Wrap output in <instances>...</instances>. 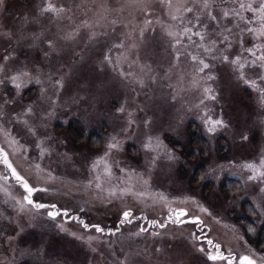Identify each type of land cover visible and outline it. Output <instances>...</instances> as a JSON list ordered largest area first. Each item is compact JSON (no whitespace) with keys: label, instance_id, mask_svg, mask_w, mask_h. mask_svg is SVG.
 Masks as SVG:
<instances>
[{"label":"rangeland","instance_id":"rangeland-1","mask_svg":"<svg viewBox=\"0 0 264 264\" xmlns=\"http://www.w3.org/2000/svg\"><path fill=\"white\" fill-rule=\"evenodd\" d=\"M104 2L52 0L70 9L59 17L41 14L46 0H4L0 6V128L11 133L0 132V147L37 189L34 203L48 205L20 212L16 201L27 192L0 160V264H239L243 256L264 264V182L249 180L252 173L241 167L264 156L259 94L237 80L229 64L191 41L180 37L176 44L165 28L180 31L183 25L170 19L159 0L147 5L153 24L143 37L144 13L120 11L122 0H107V20L97 24ZM191 18L185 14V23ZM85 20L92 27H84ZM236 51L234 44L226 54L231 58ZM188 52L212 66L197 76ZM20 70L41 83L33 81L17 94L6 77ZM245 71L254 78L260 70ZM206 74L215 79H200ZM194 77L199 86H193ZM57 80L62 88L53 87ZM203 87H211L216 99H205ZM121 106L124 113L117 111ZM209 117L228 127L210 133ZM113 136L122 142L119 150L108 148ZM149 137L163 147L146 149ZM102 157L111 177L103 164L92 167ZM128 188L143 195L122 191ZM181 210L187 215L177 217ZM49 212L60 214L52 219ZM124 212L132 213L130 223L122 222ZM141 229L147 230L135 235ZM89 236L95 238L91 245L85 242ZM209 239L220 249L208 245ZM217 251L229 259H208Z\"/></svg>","mask_w":264,"mask_h":264},{"label":"snow or ice","instance_id":"snow-or-ice-1","mask_svg":"<svg viewBox=\"0 0 264 264\" xmlns=\"http://www.w3.org/2000/svg\"><path fill=\"white\" fill-rule=\"evenodd\" d=\"M151 2V0H122L120 11H129V15L134 14L135 12H143L145 15V19L143 21L144 27L140 29L139 35L143 37L144 31L149 28L153 24L152 19H148L147 17L151 16V11L147 7V5ZM162 7H164L169 15L170 19L173 21H179L181 25H183L180 31H173L172 26H168L165 28L166 34L170 37L175 38V43H182L180 37H184L188 41H191L193 45L202 49L204 54H207L211 57V59H218L221 63H227L231 66L232 71L236 74V79L243 82L244 85L256 91L260 97L261 106H264V0H159ZM4 0H0V6H2ZM221 4L231 5L229 7H221ZM101 11L98 12L99 19L96 21L97 24L101 20H107V14L110 9L107 7V0H105L104 4L100 6ZM66 11H70V9H65L63 7H58L57 5L52 3V0H46L45 6L40 9L41 14L43 13H52L54 16L59 17L62 13ZM185 14H192L191 19L187 20L185 23ZM222 21L224 23L223 26L221 24ZM156 23H160L159 20L155 21ZM209 22L212 25V29H209ZM111 24H116V20H111ZM229 24L232 26L230 27ZM84 27H92L88 23L87 20L83 21ZM235 30V31H234ZM154 31V29H153ZM247 34L249 37V43L245 46L244 43V35ZM96 34L93 33V36ZM197 37L198 40L194 41L192 38ZM235 37V39H233ZM71 38V34H70ZM237 46V51L234 53L231 58L229 57L227 52H230L233 48V45ZM124 45L117 44L114 45L116 48H122ZM223 46V47H221ZM49 47H52L51 41H49ZM217 52L219 53L217 55ZM180 53L176 54V59L179 60ZM187 55L191 59V61L196 65V73L197 76L201 73H205L206 69H209L212 65H210L200 54H193L192 52H188ZM5 60L9 59V57H5ZM105 59L111 63V57L106 55ZM119 63V60L117 61ZM259 69L260 71L254 78H249L246 74V69ZM4 72V66L0 64V74ZM124 75L123 72L120 73ZM9 83L16 89L17 94L23 90L29 83L35 82L36 84H40L41 81L38 77H32L31 73L27 70H20L11 76L6 77ZM202 80H214L215 76L211 74H206L201 77ZM4 80L0 79V84H3ZM141 85H143V81H139ZM193 86H199L200 80L193 78L192 81ZM53 87L62 88L63 82L62 80L55 81ZM203 94L205 99H216L215 91L211 87H203ZM43 91V90H42ZM10 100H5L4 103H11ZM203 103V100L201 101ZM27 113H32V108L29 106L27 108ZM118 112L124 113L125 108L121 106L117 109ZM2 105H0V118H2ZM132 113H128L129 117V125L135 123L134 120L131 119ZM27 123V121H25ZM149 123V121H145V124ZM205 123L208 125V131L210 133H214L218 128L228 127L227 123L222 119H211L210 117L205 120ZM33 131V129H30ZM127 131V129H124ZM0 132H3L6 137H11V133L6 129L0 128ZM242 139L247 140V135H244ZM112 142L109 143L108 148L111 150H119L121 148V141L117 139L116 136L111 138ZM11 143H17V141L12 138ZM43 143V142H41ZM146 149H149L153 152H156L157 149L163 147L162 142L157 138L155 141L152 140L151 137L148 138L146 144L144 145ZM42 152L46 151V149H41ZM108 154L106 153L105 156ZM156 156L153 157L152 163L155 164ZM169 158L171 159V155L169 154ZM0 160L5 163L9 168L12 169V173L15 176L16 180L21 183L27 195L23 197V201H16V204L19 205V211L23 212L28 205H31L34 209H43L48 207V205L42 203H34L32 200V194L37 189L29 186L28 182L16 172L15 168H12V164L8 160V153L4 151L3 147H0ZM101 164L104 165L105 173L111 177V167L107 164V161L104 157L95 161L92 165L93 169H96ZM37 169H39V165H36ZM241 167L246 168L252 174L248 177L249 180L256 181L260 180L264 182V156L261 157L258 163L256 162H248L241 165ZM99 179V176H97ZM147 184V181H144ZM96 187H100V184H97ZM124 193L133 194V195H143L142 193H132L131 189L122 190ZM261 191H264V188H261ZM114 195L115 192L113 191ZM51 207H55L52 205ZM202 212H207L206 208L201 207ZM59 212H49L47 215L52 219H55ZM177 217L185 216L187 213L183 210L174 213ZM67 215V212L64 213ZM124 221L122 222H131L129 217L132 215L131 212H124ZM198 219V218H197ZM174 222H180L178 219ZM196 222V221H193ZM152 224H157L156 221H152ZM200 223H203L200 221ZM160 227H165L164 224H159ZM61 231H68L64 228L63 225H58ZM85 228L89 226L84 224ZM97 232H103L104 229L100 228L98 225H93ZM147 229H141L140 232L135 233V235L139 236L142 232ZM74 236L76 239L83 240V237L76 236L75 233H69ZM115 233H113L114 235ZM95 239L94 237H87L85 241L89 245H91V241ZM208 245L214 246L216 249H220L221 245L215 243L209 239L207 240ZM95 251V249H92ZM201 252H204L205 249L201 247L199 249ZM208 259L216 261V260H228L229 257L223 255V253L217 251L215 255H208ZM232 260H236L235 256L231 257ZM121 264H125L124 261H121ZM239 264H256V261L251 259L249 256H243L239 258Z\"/></svg>","mask_w":264,"mask_h":264},{"label":"trees","instance_id":"trees-1","mask_svg":"<svg viewBox=\"0 0 264 264\" xmlns=\"http://www.w3.org/2000/svg\"><path fill=\"white\" fill-rule=\"evenodd\" d=\"M202 148V147H201ZM203 149V148H202ZM203 168V167H202Z\"/></svg>","mask_w":264,"mask_h":264}]
</instances>
